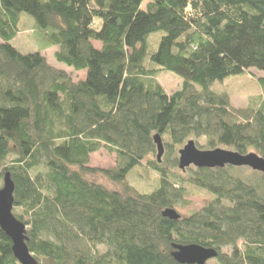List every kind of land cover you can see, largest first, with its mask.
<instances>
[{"label":"trees","instance_id":"obj_1","mask_svg":"<svg viewBox=\"0 0 264 264\" xmlns=\"http://www.w3.org/2000/svg\"><path fill=\"white\" fill-rule=\"evenodd\" d=\"M22 12L85 79L11 43ZM154 63L181 75L182 89L169 94ZM252 68L264 74V0H0V184L10 172L14 214L39 264H181L174 243L215 248L211 264H264V173L179 167L190 139L264 157V75L262 98L246 108L211 88ZM101 149L116 154L114 167L89 165ZM150 154L160 186L141 193L126 178ZM98 172L122 190L87 179ZM196 189L212 200L163 216ZM12 245L0 227V264H21Z\"/></svg>","mask_w":264,"mask_h":264},{"label":"rangeland","instance_id":"obj_2","mask_svg":"<svg viewBox=\"0 0 264 264\" xmlns=\"http://www.w3.org/2000/svg\"><path fill=\"white\" fill-rule=\"evenodd\" d=\"M146 8V6H144ZM19 33L17 37L11 42L20 52L31 53L40 52L47 57L48 62L59 69L66 70L75 81L85 79L86 71H77L65 63L59 62L56 59V52L59 47L52 45L46 37L44 29L40 28L36 20L28 13L22 12L20 14ZM163 31H157L149 36V53L157 50ZM96 46L100 47V43L96 42ZM149 64V62H147ZM156 70V79L164 86L166 91L172 92L182 89L184 85V78L170 70L162 69L158 64H152ZM263 72L252 68L249 71L235 76H229L223 81H216L211 85V88L217 92L227 93L232 104L235 107L246 108L257 103L263 96L262 87L258 82V77L263 76ZM200 89L201 86L197 85ZM205 138H201L203 143ZM197 141V140H196ZM199 142V140L197 141ZM201 149H208L200 147ZM155 154H150L144 159L141 165L133 167L126 178V181L132 185L137 191L141 193H151L160 186L159 175L157 172L148 167L147 161L154 159ZM91 167L112 168L116 165V154L109 153L106 149H101L91 155ZM248 168V167H247ZM87 179L103 184L112 190H122L123 185L110 180L102 173L86 174ZM2 184H0V188ZM213 195L204 190L196 189L194 194L188 197L189 205H176L175 208L182 216H187L192 210H199L208 204ZM209 260L207 264H211Z\"/></svg>","mask_w":264,"mask_h":264},{"label":"water","instance_id":"obj_3","mask_svg":"<svg viewBox=\"0 0 264 264\" xmlns=\"http://www.w3.org/2000/svg\"><path fill=\"white\" fill-rule=\"evenodd\" d=\"M154 141L157 145V158L163 160L165 145L159 133L155 134ZM228 165L234 167H250L253 170L264 173V157L249 152L214 148L201 149L194 139H190L179 150V167L181 170L194 166L197 168H224ZM15 182L11 173L4 175L0 188V227L12 240V250L21 264H39L35 256L30 252L27 241V225L14 214L15 207ZM163 216L172 220H178L182 215L174 207L163 210ZM172 256L181 264H207L218 256V251L212 247H205L197 243L173 244Z\"/></svg>","mask_w":264,"mask_h":264}]
</instances>
